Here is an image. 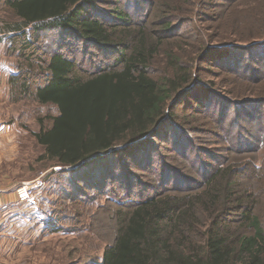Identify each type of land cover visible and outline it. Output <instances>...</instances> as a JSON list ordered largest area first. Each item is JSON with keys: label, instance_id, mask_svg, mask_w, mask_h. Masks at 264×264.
<instances>
[{"label": "rangeland", "instance_id": "1", "mask_svg": "<svg viewBox=\"0 0 264 264\" xmlns=\"http://www.w3.org/2000/svg\"><path fill=\"white\" fill-rule=\"evenodd\" d=\"M4 1L0 0V99L16 65L8 55L6 31L15 20ZM91 3L93 17L117 30L114 43L121 46L95 50L83 41L45 32L35 42L41 57L61 50L87 74L114 65L120 69L115 62L119 55L129 56L140 45L147 52L150 78L176 80L182 67L189 70L190 80L168 102L164 122L155 128L159 136L142 142L150 141L147 147L119 150L111 159L73 173L34 161L41 150L30 143V133L38 132V118L49 125L48 118L57 114L54 107L26 100L0 111L1 124L26 127L20 154L33 167H22L21 175L19 167L2 166L3 173L20 183L36 182V197L22 203L19 222L9 228L39 235L35 241L24 236L34 251L32 256L26 252L23 262L100 263L106 247L114 243L119 215L127 206L152 197H174L184 205L196 196L190 222L199 236L213 222L228 237L252 236L245 218L249 209L264 230V0ZM118 13L126 21L115 20ZM106 174L110 180L103 182ZM209 190L216 199L206 210L201 205Z\"/></svg>", "mask_w": 264, "mask_h": 264}, {"label": "trees", "instance_id": "2", "mask_svg": "<svg viewBox=\"0 0 264 264\" xmlns=\"http://www.w3.org/2000/svg\"><path fill=\"white\" fill-rule=\"evenodd\" d=\"M4 6L15 20L6 25L8 55L16 60L8 82L10 102L28 100L57 112L48 118L49 125L38 118V132L30 133V143L41 150L35 162L73 173L107 161L119 150L138 151L150 143H142L145 139L159 136L155 128L164 122L173 95L188 84L189 70L179 67L176 80H154L146 72L147 52L138 45L129 56L120 54L115 60L120 69L114 65L86 74L61 50L41 57L35 42L39 35L55 32L95 50L120 47L114 43L117 30L91 14V0H5ZM118 14L115 20L126 21ZM23 158L11 170H29L32 166ZM108 180L106 174L103 182ZM208 193L201 205L206 210L216 199ZM197 201L195 196L183 205L174 197H152L127 206L119 215L114 243L106 247L100 263L92 264H264V230L251 209L245 218L252 236L228 237L216 222L199 236L190 222Z\"/></svg>", "mask_w": 264, "mask_h": 264}, {"label": "crops", "instance_id": "3", "mask_svg": "<svg viewBox=\"0 0 264 264\" xmlns=\"http://www.w3.org/2000/svg\"><path fill=\"white\" fill-rule=\"evenodd\" d=\"M9 78L4 84V99H0L1 112H6L9 107L13 106L10 102ZM6 124L0 123V264H27L24 263L23 256L26 252H29L28 255L32 256L34 244L25 243L26 237L24 236H31L29 240L35 241V238H38L39 235L34 233L25 234L22 231L9 229L14 226V223L19 222L21 212L19 208H21L22 203L17 202L15 189L24 184L25 181L20 183L17 178H9V174L5 175L3 173L5 168L2 169L4 165L11 169L10 166L22 158L20 145L26 138V133L23 127L16 122ZM13 175L16 174L13 172ZM30 263L31 261L28 264ZM35 264H38V262Z\"/></svg>", "mask_w": 264, "mask_h": 264}, {"label": "built area", "instance_id": "4", "mask_svg": "<svg viewBox=\"0 0 264 264\" xmlns=\"http://www.w3.org/2000/svg\"><path fill=\"white\" fill-rule=\"evenodd\" d=\"M36 182H27L15 189V197L18 203H27L36 197Z\"/></svg>", "mask_w": 264, "mask_h": 264}, {"label": "bare ground", "instance_id": "5", "mask_svg": "<svg viewBox=\"0 0 264 264\" xmlns=\"http://www.w3.org/2000/svg\"><path fill=\"white\" fill-rule=\"evenodd\" d=\"M32 202V201H31Z\"/></svg>", "mask_w": 264, "mask_h": 264}]
</instances>
